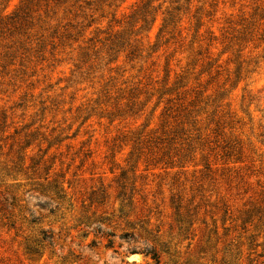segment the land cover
Masks as SVG:
<instances>
[{
  "label": "rangeland",
  "instance_id": "obj_1",
  "mask_svg": "<svg viewBox=\"0 0 264 264\" xmlns=\"http://www.w3.org/2000/svg\"><path fill=\"white\" fill-rule=\"evenodd\" d=\"M264 264V0H0V264Z\"/></svg>",
  "mask_w": 264,
  "mask_h": 264
},
{
  "label": "trees",
  "instance_id": "obj_2",
  "mask_svg": "<svg viewBox=\"0 0 264 264\" xmlns=\"http://www.w3.org/2000/svg\"><path fill=\"white\" fill-rule=\"evenodd\" d=\"M149 255H150L151 259L153 261H155L156 264H158V257H157V255L154 252H151Z\"/></svg>",
  "mask_w": 264,
  "mask_h": 264
}]
</instances>
